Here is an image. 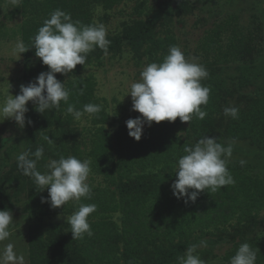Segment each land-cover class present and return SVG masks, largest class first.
I'll return each mask as SVG.
<instances>
[{"label": "trees", "instance_id": "trees-1", "mask_svg": "<svg viewBox=\"0 0 264 264\" xmlns=\"http://www.w3.org/2000/svg\"><path fill=\"white\" fill-rule=\"evenodd\" d=\"M125 1L128 0H20L7 18H22V42L31 46L39 27L56 9L69 13L73 21L83 25H98L93 18L95 5L113 9ZM170 3L173 0L166 2ZM174 3L177 12L192 7L189 0ZM238 19L231 15L221 20L198 41L197 49L208 63V76L201 83L210 89L207 104L201 105L207 113L202 120L193 114L190 122H181L179 117L174 122H154L143 129L141 139L136 141L129 136L126 124L114 131L107 128L111 116L107 100L97 95L98 81L93 74L81 75L89 66H102L106 54L118 56L126 50L139 61L147 57L149 63L162 62L169 48L178 46L170 27L159 33L162 14L135 20L122 32L107 36L110 44L106 52L96 47L87 54L84 65H77L68 74L57 73L56 78L65 83L70 93L67 104L62 101L59 108L41 114L32 101L27 103L26 122L32 121L27 128V150L34 152L41 145L44 147V157L37 162V169L45 172L43 163L49 156H75L90 161V171L95 175L88 182L90 199L82 197L55 209L41 202L48 197L47 189L38 191L33 179L18 168L17 159L0 176V210L14 209L20 193L26 191L30 264H178L186 249L202 240L212 245L232 242L225 256L227 261L241 243L247 242L256 251V263L264 262V240L255 235L264 228V178L251 167L236 161L227 163L234 183L216 192H201L195 202L177 199L170 187L176 179L177 161L185 155L184 148L205 136L216 138L225 147L232 140L264 141L262 100L246 109L238 108L235 119L222 115L230 91L217 69L237 62H254L262 51L261 23L256 18L253 27L244 30ZM24 57L29 75L49 70L36 57L35 48L24 52ZM32 81L28 77L26 85ZM89 103L100 105L101 111L85 114L91 119V130L89 136L80 137L76 119L67 108L73 105L82 111ZM95 177L102 182L95 183ZM9 186L17 187L18 192L10 195ZM81 203L96 205V211L88 217L92 236L85 234L82 239H73L66 221L45 220L60 214L71 215ZM116 215H120V220Z\"/></svg>", "mask_w": 264, "mask_h": 264}, {"label": "clouds", "instance_id": "clouds-1", "mask_svg": "<svg viewBox=\"0 0 264 264\" xmlns=\"http://www.w3.org/2000/svg\"><path fill=\"white\" fill-rule=\"evenodd\" d=\"M106 36L103 24L83 25L80 21H73L71 15L63 10L53 11L32 38L31 46H26L22 41L16 44L19 55L35 48L36 57L49 70L41 72L27 85L22 84L18 95L8 94L0 101V122L11 119L23 129L29 101L41 114L48 109L59 108L62 101L67 104L69 90L64 82L56 78V74H68L77 65H84L87 54L96 47L106 52L110 44ZM207 76V70L195 62V58L188 60L179 46H171L162 62L145 66L140 72L139 81L130 86L128 94L132 98V110L142 115L126 121L129 136L139 141L144 126L150 127L152 122H174L178 117L181 122H190L193 114L198 119H204L207 113L201 109V105L207 104L210 89L203 86L201 81ZM100 111V105L91 103L84 105L82 111L76 110L73 105L67 108V112L77 120L85 114L94 115ZM223 111L225 116L238 117L237 107H225ZM27 123L31 124L32 121L27 120ZM45 139L54 143L49 137ZM184 153L177 161L176 179L170 186L177 199L184 198L185 203L195 202L201 192H216L234 183L227 168V158L232 155L231 144L225 147L216 138L205 136L194 145L186 146ZM43 157L42 145L34 152L28 149L17 156V166L23 175L33 179L38 191L47 189L48 197L42 198V203H49L55 209L64 207L69 201H80L82 197L91 198V188L87 183L90 161L61 156L50 159L45 164L47 171L41 173L37 169V162ZM240 163L243 165L245 161ZM95 211V204L81 203L76 211L65 216L73 239H82L85 234L92 236L88 217ZM12 223L11 212L0 210V242L9 239ZM199 246L206 247V241L189 246L184 255L178 258V264H205L195 254ZM256 258V251L245 242L239 245L229 264H256ZM0 264H25V258L16 253L14 244L7 243L0 249Z\"/></svg>", "mask_w": 264, "mask_h": 264}, {"label": "rangeland", "instance_id": "rangeland-1", "mask_svg": "<svg viewBox=\"0 0 264 264\" xmlns=\"http://www.w3.org/2000/svg\"><path fill=\"white\" fill-rule=\"evenodd\" d=\"M167 1L128 0L113 9L95 5L93 18L98 24L105 26L109 36L122 32L125 26L137 19L162 14V21L158 25L159 33L163 34L164 30L170 27L176 34L178 46L185 58L188 60L195 58V62L203 65L205 69L208 68V63L202 57L201 51L197 49V45L207 29L231 15H237L239 26L249 30L257 18L263 29L261 53L256 56L254 62L232 63L224 66L222 70L217 69V72L223 79L225 88L230 91L226 107L246 109L256 100L264 102V0H189L192 7L185 12L176 11V6H173L174 0L169 5L166 4ZM19 2L20 0H0V101H3L8 94L18 95L20 86L26 85L28 77L34 81L41 73L29 75L24 67V53L19 55L16 51L17 42L22 41L20 35L22 18L11 20L7 18V13ZM163 8H166V11L162 12ZM148 64L150 63L147 57L139 61L132 52L126 50L118 56L106 54L102 66H89L82 72V76L93 74L98 81L97 95L107 100L108 112L111 116L107 124L110 131L116 130L120 124H126L128 119L142 115L132 110V98L128 93L131 84L139 81L140 72ZM46 71L48 70L42 72ZM222 115L225 119L230 118L224 115V111ZM75 125L80 132V137L89 136L91 119L88 115L82 116L79 120L76 119ZM148 127L145 125L143 129ZM27 128V122L23 129L11 119L0 122V176L10 169L18 154L27 150ZM231 145L233 150L231 157L227 158L228 163L245 161V164L264 178V141L251 143L232 140ZM50 159L53 158L49 156L43 163L44 168ZM93 175L90 171L87 183L92 181ZM93 181L101 183L102 179L95 177ZM8 191L10 195H14L18 192V188L9 186ZM26 202L27 195L23 190L14 209L9 210L13 217V223L9 227L10 237L0 242V249L7 243H12L16 253L24 256L25 264H30V217L26 210ZM65 216L69 215L60 214L51 218L47 217L45 220L66 221ZM116 219L120 220V215H116ZM255 235L264 240V228ZM206 244V247L199 246L195 253L205 261V264H229L225 256L232 247V242L218 245ZM256 264H264V262Z\"/></svg>", "mask_w": 264, "mask_h": 264}]
</instances>
